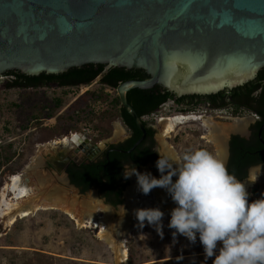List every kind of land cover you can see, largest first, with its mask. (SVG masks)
Instances as JSON below:
<instances>
[{
    "label": "water",
    "instance_id": "95a60500",
    "mask_svg": "<svg viewBox=\"0 0 264 264\" xmlns=\"http://www.w3.org/2000/svg\"><path fill=\"white\" fill-rule=\"evenodd\" d=\"M88 64L148 76L117 87L142 133L131 152L146 130L130 90L206 96L256 78L264 68V0H0V76Z\"/></svg>",
    "mask_w": 264,
    "mask_h": 264
},
{
    "label": "flooded vegetation",
    "instance_id": "af4514ba",
    "mask_svg": "<svg viewBox=\"0 0 264 264\" xmlns=\"http://www.w3.org/2000/svg\"><path fill=\"white\" fill-rule=\"evenodd\" d=\"M99 68V65H95L93 69L99 71ZM113 68L116 67L104 65L92 80L78 84H64L56 80H33V76L39 75L21 71H13L0 76L8 78L0 82V99L3 102L2 104L0 102V121L4 119L6 112L9 110L20 108L21 104L25 108L21 122H19L20 125L15 131L10 126L6 127L5 123L3 124V127H6L4 131H7V133L5 135L0 133V151L2 147H5V150L12 152L18 142L16 144L13 143L15 139L10 137L19 132L25 133L24 143L22 144V150L17 149V147L15 149L25 153L30 151L41 152L44 149V145L68 137L71 140L69 146L58 145L54 149L50 147L51 151L47 153L44 169L53 171L57 175H62V179L67 182L68 186H72L75 191L81 194L86 193L87 191L82 192L81 188L72 183L73 178L84 174L86 166L102 164V169H107L110 167L111 161L114 160L117 165L123 168L124 173L148 164L156 166V162L160 158L157 148L156 130L147 119L167 107L166 109L170 113H176L174 116H187L190 119L197 117L198 120L188 122L198 124L197 138L200 140L198 150H207L219 158L215 143L207 138L210 131L208 130L209 127L206 124L204 125V121H209L213 124L214 130L217 126L216 134L225 152L223 160L229 172L235 174L241 181L247 180L251 166L264 164V96L260 97L262 88L257 89L252 94L251 98L253 100L238 98L227 93L225 97L217 98L213 101L201 97L178 103L176 100L179 96L176 95V97L163 103L155 113L141 117L146 130V137L137 148L129 152L142 135L134 144H131L136 133H133V130L126 124L123 114L118 111L119 108L115 107V114L108 115L107 113V115L104 114L102 116L95 113L89 114L76 111V102L67 104L71 95L81 88H86L83 94L89 96L87 97L89 98L88 103L93 104L92 107H95V103H108L107 92L109 93L112 90L117 92V87L122 84L120 83L116 88H113L104 81ZM15 73L23 75L21 82L16 78L17 75ZM13 91H19L23 95V100L21 99L18 102L14 98H10L11 94L9 92ZM36 93H38V96ZM1 94L4 97H1ZM50 94V97L46 96ZM199 109L202 113L196 114ZM212 111H218L219 113H213ZM260 111L262 114H260ZM174 116L170 119L177 118ZM51 122L53 123L52 125L48 124ZM227 122H230L229 125H234L225 129L220 126ZM150 131L154 133L151 135ZM42 134L48 135L49 139L46 141L44 138L41 139L40 136ZM176 138V136L170 135L167 139L174 142ZM142 144H144L143 147ZM169 145L175 149L174 146ZM142 148L148 149L151 154L150 157H153L144 163L145 159L141 158L140 155ZM10 156L12 157V155ZM26 159H29V155L26 156ZM11 161L9 162L10 164ZM27 166L24 165L23 167L27 168ZM243 175L245 176L243 177ZM261 177L264 178V175ZM175 179L176 177L173 178L174 181ZM10 180L9 177L8 181ZM128 180L129 178H124L122 182L125 187L129 182ZM95 189L101 195L100 190ZM103 199L108 204L107 200ZM121 199L123 201V194Z\"/></svg>",
    "mask_w": 264,
    "mask_h": 264
},
{
    "label": "rangeland",
    "instance_id": "374dc122",
    "mask_svg": "<svg viewBox=\"0 0 264 264\" xmlns=\"http://www.w3.org/2000/svg\"><path fill=\"white\" fill-rule=\"evenodd\" d=\"M85 90L86 88L77 90L76 93L72 94L68 99L67 104L76 102V111L83 113H95L102 116H104V114L107 115V113L108 115L115 114V107L112 108L113 104L110 101L117 95L116 91L112 90L109 93L107 92L106 96L109 97L108 103H95V107H92L93 104L91 105L88 103L89 98L87 97L89 96L83 94ZM9 93L11 94L10 98H14L18 102H20L21 99L23 100V95H21L19 91ZM36 94L38 96V93ZM46 96L50 97L51 94ZM1 97H4L3 94H1ZM4 99L8 100L6 98ZM2 103L3 102H1V104ZM23 108L24 106L21 104L20 108L11 109L6 112L4 119L0 121V133L5 135L7 131L4 130L7 126H10L13 131L16 130L18 125H20L19 122H21L20 120L23 117L22 114L25 111V108ZM166 108L167 107H164L158 114L149 116L147 121L152 123L156 130L159 153L168 156L167 152L163 150L160 142L163 123L162 120H159L161 118L170 119L176 113H170ZM212 112L219 113L218 111ZM201 113L200 109L196 111V114ZM4 123L6 127H3ZM188 123L190 124L188 125ZM188 123L176 127L171 133L173 137H177L174 142L169 139L166 140L169 144L174 146V150L178 154V157H182L185 153L199 149L200 140L197 138L198 124L195 122ZM229 123L230 122H227L220 126L225 129L234 125H229ZM48 124L52 125L53 123L51 122ZM84 128L87 129L86 126H84ZM40 137L41 139L44 138L45 141L49 139V136L46 134H42ZM10 138H14L15 140L13 143L16 144L18 142L16 147L22 150L25 133L19 132L12 135ZM4 148L2 147L0 151V194L5 183L8 182L9 176L22 173V175L29 176L31 180L36 179L39 174L47 177L50 183L49 188L62 185L64 189L66 188V190L74 192L71 195L77 194L82 199L87 197L90 193H96L97 198L103 203V197L95 188L81 194L75 191L72 186H68L67 182L62 179V175H57V173L53 171L45 170L47 153H45V155L43 151L40 152L41 157L36 161L37 165L34 166V163H32L33 157L39 154V151L25 153L13 148L12 152H10ZM10 155H12V157ZM28 155L29 159H26ZM10 161L11 164L9 163ZM23 164L30 165L31 169L26 170ZM32 166L35 169H33ZM136 169L139 172L147 169L157 179L161 176V173L154 164H148ZM132 170H128L127 172H131ZM133 177L134 175L129 178V182L123 192V202L117 207L110 208L112 213L109 216V222L112 224L111 227L113 229H118L122 238L126 241L128 259L124 263H117L113 251L99 239L98 229L94 228V225L79 227L76 222L71 220L64 213L47 210L39 211L24 219H19L10 227H7L3 219L0 218V264H213L215 257L208 258L207 260L205 259L204 247L199 240V234H197V240L194 244L183 235H178L174 241L172 233L175 230L168 227L171 214L167 212L165 206L161 207L159 205L153 190L147 195L139 192V204H135L131 201L128 192L130 193V189L133 187V181H135ZM257 186L260 192H264V178H259L257 183L248 190L249 197L252 189ZM165 192L167 193L166 190ZM167 198L169 200L167 199L168 202L166 204L172 206L174 209L176 204L172 201L171 196L168 195ZM157 207L165 213L162 221L163 238H161L153 226L147 223L144 228H139L138 221L134 216L135 209ZM97 214L104 215L101 211ZM219 247L220 245H218L217 253Z\"/></svg>",
    "mask_w": 264,
    "mask_h": 264
},
{
    "label": "clouds",
    "instance_id": "9594fccd",
    "mask_svg": "<svg viewBox=\"0 0 264 264\" xmlns=\"http://www.w3.org/2000/svg\"><path fill=\"white\" fill-rule=\"evenodd\" d=\"M156 167L161 173L158 179L136 168L125 171L124 178L135 175L138 190L145 195L159 187L171 196L176 207L168 227L175 230L174 241L183 235L194 244L199 234L205 259L215 257L213 264H264V198L249 203L246 188L247 183L257 182L264 164L249 168L247 183L207 150L182 157L160 154ZM164 215L158 207L134 210L138 227L142 229L147 223L161 238Z\"/></svg>",
    "mask_w": 264,
    "mask_h": 264
},
{
    "label": "bare ground",
    "instance_id": "6f19581e",
    "mask_svg": "<svg viewBox=\"0 0 264 264\" xmlns=\"http://www.w3.org/2000/svg\"><path fill=\"white\" fill-rule=\"evenodd\" d=\"M191 120L196 121L198 119L197 117L190 119L187 116L177 117L175 119H162L163 127L161 130L160 142L163 150L167 152L168 156L178 157L175 150L166 141L167 138L176 127ZM205 124L209 127L208 130L210 131L207 138L215 143L218 149L219 159L223 160L225 152L222 148V143L216 134L218 127L216 126L214 130V125L209 121H204V125ZM73 140L75 141V139ZM70 144L71 140L68 137L63 140H55L54 142L44 145V149L41 150V152L43 151L44 153H48L51 151L50 147L54 149L58 145L69 146ZM40 157L41 155L39 151V154L33 157L32 163H34V166L37 165L36 161ZM28 169H31L30 165L27 166L26 170ZM33 169L35 168L33 167ZM140 173H150L153 177H155L147 169L140 171ZM263 175L264 170H262L260 177ZM9 177L11 180L5 183L0 194V218L3 219V222L7 227L13 226L17 220L30 217L39 211H60L76 222L79 227L94 225V228L98 229L99 239L113 251L117 259V263H124L127 261L128 250L126 241L122 238L118 229H113L111 227L112 224L109 222V216L112 211L97 198L96 193H90L87 197L82 199L77 194L71 195L74 192L66 190V188L64 189L62 185L49 188L50 183L47 177L43 175L38 174L36 179L31 180L29 176H25L20 173ZM133 179L135 181H133V187L130 189V193L128 192V194L133 203L139 204L138 194L140 191L138 190L137 177L134 175ZM244 182L247 183V180ZM256 183L257 182L254 184L247 183V191ZM68 191L70 192V195ZM153 192L159 205L161 207L165 206L167 212L171 214L173 207L166 204L168 202V195L165 190L157 187L153 189ZM99 211L103 212L104 215L97 214Z\"/></svg>",
    "mask_w": 264,
    "mask_h": 264
},
{
    "label": "trees",
    "instance_id": "16d2710c",
    "mask_svg": "<svg viewBox=\"0 0 264 264\" xmlns=\"http://www.w3.org/2000/svg\"><path fill=\"white\" fill-rule=\"evenodd\" d=\"M94 66L95 65L93 64H88L79 68H72L66 72L59 74L43 73L39 76H33L32 79L56 80L64 84H78L80 82H87L92 80L104 67V65H99L100 68L99 71H97L93 69ZM15 75H17L16 78L21 82V80L23 79V75H19V73H15ZM147 77L148 76L143 70H127L124 68L116 67L111 70V73L108 75V77L104 79V81L107 82L111 87L116 88L120 83L130 80H144ZM259 88H262V93L260 94V97H263L264 68L258 73V76L254 81L248 82L243 86H239L232 90H225L216 94L206 96L184 95L180 96L176 101L178 103H183L186 101H191L195 98L199 99L201 97H205L213 101L214 99L225 97L227 93L231 96H235L238 98H246L247 100H253L251 96ZM174 97H176V94L164 90L161 86H156L150 89L135 88L127 93L128 103L134 107L140 118L145 115H151L155 113L163 103ZM111 102L113 104L112 107L114 106L117 107V109L119 108L118 111L123 114L126 124L133 130V133H136L135 137L131 141V144H134V142L142 135L141 131L136 127L133 118L121 106V102L118 95L114 96L111 99ZM260 114H262L261 111ZM150 133L152 135L154 132L150 131ZM143 146L144 144H142V147ZM140 155L141 158L145 159L143 163L146 162L149 158H153L150 157L151 154L148 149L142 148ZM97 167H99V169H97ZM102 168V164H93L86 166L84 168V174H82L80 177L73 178L72 183L77 187L81 188L82 192H86L91 188H97L100 190L101 196L107 200L108 204L118 206L123 202L121 197L125 188V185L122 184V182L124 181V170L119 165H117L114 160L111 161L110 167H108L107 169ZM244 176L245 175H243V177ZM260 198H264V192H260L259 187L257 186L252 189L251 195L249 197V203Z\"/></svg>",
    "mask_w": 264,
    "mask_h": 264
},
{
    "label": "built area",
    "instance_id": "2783aa9c",
    "mask_svg": "<svg viewBox=\"0 0 264 264\" xmlns=\"http://www.w3.org/2000/svg\"><path fill=\"white\" fill-rule=\"evenodd\" d=\"M1 80H7L8 78H5V77H0ZM0 80V82H1ZM174 117H177V116H174Z\"/></svg>",
    "mask_w": 264,
    "mask_h": 264
}]
</instances>
